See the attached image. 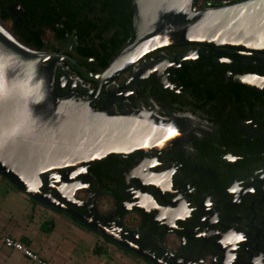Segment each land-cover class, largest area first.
Masks as SVG:
<instances>
[{
  "label": "flooded vegetation",
  "instance_id": "flooded-vegetation-1",
  "mask_svg": "<svg viewBox=\"0 0 264 264\" xmlns=\"http://www.w3.org/2000/svg\"><path fill=\"white\" fill-rule=\"evenodd\" d=\"M122 1L103 4L111 10ZM102 6L99 0H0V23L19 42L39 36L48 46L29 48L96 72L89 53L99 52L93 37ZM69 9L90 17L84 46L67 27ZM60 70L89 92L83 100L94 98L95 86L66 64ZM90 106L169 126L175 142L47 174L43 193L107 237L60 214L131 262L264 264V54L200 45L161 48L107 85Z\"/></svg>",
  "mask_w": 264,
  "mask_h": 264
},
{
  "label": "water",
  "instance_id": "water-1",
  "mask_svg": "<svg viewBox=\"0 0 264 264\" xmlns=\"http://www.w3.org/2000/svg\"><path fill=\"white\" fill-rule=\"evenodd\" d=\"M199 1L130 0L133 39L96 72L73 59L37 52L11 35L18 46L0 33V177L41 208L107 237L71 207L43 193L47 174L109 155L163 148L175 142V132L138 115L97 113L91 101L161 48L200 45L264 54V0H229L219 6L203 0V7L196 8ZM60 64L95 86L91 101L82 99L89 92Z\"/></svg>",
  "mask_w": 264,
  "mask_h": 264
},
{
  "label": "rangeland",
  "instance_id": "rangeland-1",
  "mask_svg": "<svg viewBox=\"0 0 264 264\" xmlns=\"http://www.w3.org/2000/svg\"><path fill=\"white\" fill-rule=\"evenodd\" d=\"M212 1L220 2L224 0ZM199 7L200 5L198 4L196 8ZM27 200L9 182L0 177V222L4 224H16V230L25 233L33 243L40 244L47 242L57 251L58 255H70L80 264H142L139 261L131 262L129 257H123L122 261L124 260L123 262L126 263H122L116 257L112 258L106 254L90 256L87 251L90 248L89 245L83 242L76 232L75 228L78 227H72V222L67 217L60 216L59 214H56L60 217H57L55 220L54 229L51 233L48 235L41 233L40 227L42 222L51 220L48 213H46L49 210L46 211V209L39 206L35 208L32 206L33 204L29 203L31 201L28 200V202ZM105 247L108 248L107 246ZM109 249L112 255L116 253L115 255L122 256L118 250L114 248ZM18 259L20 258L18 257ZM22 261L25 264V261Z\"/></svg>",
  "mask_w": 264,
  "mask_h": 264
},
{
  "label": "trees",
  "instance_id": "trees-1",
  "mask_svg": "<svg viewBox=\"0 0 264 264\" xmlns=\"http://www.w3.org/2000/svg\"><path fill=\"white\" fill-rule=\"evenodd\" d=\"M103 2L104 0H99L101 6ZM122 2L123 3H121L120 5H116V7L111 10H108L106 7H104L103 4V6L97 11L98 17L96 19V23H94V26L97 28V30L95 29L96 32L93 37V43L98 44L99 52H90L89 56L94 58L99 69L104 68L106 64L125 46L126 42L132 41L133 39L131 27L132 12L130 10V0H125V2ZM212 2L214 6H219V1ZM85 14V12H76L69 9L66 15V19L68 22L67 27L69 28L71 33L75 37H77L79 43H81L83 46L84 40L88 37L92 27L90 17ZM80 21L83 24V28L78 27V23ZM105 33H112V36L108 40H106L104 38ZM19 40L24 45L32 47L36 50H41L48 47L43 43V41H41V38L39 36L35 37V41L33 42H29L22 38H19ZM84 49L86 50L87 48L85 47ZM83 54L86 55L85 53ZM32 204L35 205V203L33 202ZM53 229L54 224L51 221L43 222L40 227L41 233L44 234H49ZM25 241L26 240H21V242L25 246H27ZM103 250V246L99 245L95 247L94 252L96 254H101L104 252Z\"/></svg>",
  "mask_w": 264,
  "mask_h": 264
},
{
  "label": "crops",
  "instance_id": "crops-1",
  "mask_svg": "<svg viewBox=\"0 0 264 264\" xmlns=\"http://www.w3.org/2000/svg\"><path fill=\"white\" fill-rule=\"evenodd\" d=\"M12 187H13V185H12ZM24 197H26V196H24ZM26 199H28V198L26 197ZM29 203L32 204V201L29 202ZM33 203H35V202H33ZM32 206L35 207V208L38 207V205L36 203H35V205L33 204ZM46 213H48V216H50L51 220H46V221H43V222H47V221L49 222V221H51V222H53V224H55V220L57 219V217L64 216V215H62L60 213H55V212H52V211H49V212H46ZM56 214H59L60 216H58ZM69 220L73 224L72 227H78V228H75V229H76L77 234L81 238V240L89 245L90 248L87 251H88V254L90 256H100L101 254H106L108 256H111L112 258L116 257L122 263H126V262H123L124 260L122 261V258L124 257L123 255L122 256H117V255H115L116 253H114V255H112V253H110L111 252L110 249L109 248H106L105 246H103V248H104V250H103L104 252L103 253L96 254L94 252L95 247L101 245V243H99L98 238H96V236L93 233L88 232L87 230H85V229L79 227L78 225H76L71 219H69ZM16 227H17L16 224L15 225H12L10 223L4 224V223H1L0 222V231L1 232L5 233V234H7L9 236H11L12 238H14V239H16L18 241L26 240L25 242H26L28 248L31 249L36 254H38L42 259H44L45 261L49 262L50 264H80V263H77L76 259L73 258L70 255H68V256L58 255L57 254V251L54 250L52 248V246L49 245V243H47V242L40 243V244L33 243L32 240L25 233H22V232L17 231L16 230L17 229ZM46 235H48V234H46ZM0 247H1V251H0V264H23V261L22 260L25 261L24 262L25 264H29L30 263V262L28 263V261L25 258H23L20 254L15 253V252H11L9 250H6L1 245H0ZM17 256L21 260L18 259Z\"/></svg>",
  "mask_w": 264,
  "mask_h": 264
},
{
  "label": "built area",
  "instance_id": "built-area-1",
  "mask_svg": "<svg viewBox=\"0 0 264 264\" xmlns=\"http://www.w3.org/2000/svg\"><path fill=\"white\" fill-rule=\"evenodd\" d=\"M0 245L6 250L20 254L31 264H50L49 262L42 259L38 254L29 249L28 246H25L21 241H18L1 231Z\"/></svg>",
  "mask_w": 264,
  "mask_h": 264
},
{
  "label": "bare ground",
  "instance_id": "bare-ground-1",
  "mask_svg": "<svg viewBox=\"0 0 264 264\" xmlns=\"http://www.w3.org/2000/svg\"><path fill=\"white\" fill-rule=\"evenodd\" d=\"M0 33L3 36H5L8 40H10L11 42H13L14 44L18 45L16 40L9 34V32L6 31V29L3 28V26L1 24H0ZM18 46H20V45H18ZM24 50H27V49H24Z\"/></svg>",
  "mask_w": 264,
  "mask_h": 264
}]
</instances>
